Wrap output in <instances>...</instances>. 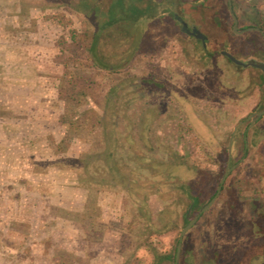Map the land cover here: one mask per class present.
Wrapping results in <instances>:
<instances>
[{"label":"rangeland","instance_id":"obj_1","mask_svg":"<svg viewBox=\"0 0 264 264\" xmlns=\"http://www.w3.org/2000/svg\"><path fill=\"white\" fill-rule=\"evenodd\" d=\"M232 1L239 27L264 30V0ZM133 2L158 15L146 23L133 15L121 26L130 37L103 35L100 55L131 56L110 71L92 60L95 25L78 0H0V264H154L155 251L178 245L186 184L213 180L234 127L264 107L261 71L240 69L218 45L264 61V36L234 33L226 0ZM168 9L192 23L210 17L199 26L211 55L174 33ZM72 73L87 89L82 104L60 98ZM127 75L167 88L128 82L112 117L108 94ZM100 119L116 131L113 172ZM249 140L246 159L184 236L189 264H264V117Z\"/></svg>","mask_w":264,"mask_h":264},{"label":"trees","instance_id":"obj_2","mask_svg":"<svg viewBox=\"0 0 264 264\" xmlns=\"http://www.w3.org/2000/svg\"><path fill=\"white\" fill-rule=\"evenodd\" d=\"M150 5L148 7L154 8L157 5ZM225 6L228 7V0H226ZM78 11L86 13V15L91 19V22L95 25V29L92 33L91 39H90V44H89V50L92 55V60L93 62L101 67V68H106L110 71L113 70H118L121 67L126 66L127 62L131 59L130 57H126L125 59H121L119 62H110L108 59L99 53V47L101 44V40L104 34H109L115 38L119 37H130L132 36V32H123L122 25L124 23H130L132 22L133 18H131L133 15H135V19H139L143 21V23L149 22V19H155V17L158 15V13L152 14V13H145V11L141 10L140 4H135L132 0H78V4L76 6ZM169 10V9H168ZM162 13V10H160ZM164 15V13H163ZM166 16H172V11L169 10ZM145 20V21H144ZM141 33V32H140ZM137 35V34H136ZM138 43H139V36L137 35L133 39V51L138 49ZM137 47V49H135ZM260 82L264 83V73L261 71V76H260ZM142 82L146 87L150 84L155 85L156 87L159 88H167L166 85H164L159 79H156L155 77L153 78H139L137 75H132V76H125L124 78L118 79V81L113 85L111 91L108 94V105L111 110L110 115L112 117H115V109H116V103L117 99L119 98V93L125 90L129 83H134V82ZM60 98L63 101H69L73 103L74 101L77 104H82L83 101L85 100L87 96V89L84 84H80V79L78 77L73 76L72 74H68V79H63L60 87ZM89 113V111L87 112ZM64 121L69 122V126L73 130H77L78 127H76L77 120L73 119H63ZM107 120V119H105ZM101 123L104 125V119H100ZM103 129L107 134L104 137L106 146H105V155L107 157V166L109 167L110 171L117 170V166L114 164L112 165L113 161V151L112 147L114 144V141L116 139V131L114 126H110L109 124L104 125ZM222 152L224 154H227V145H225L222 149ZM71 161L78 162L79 159H70ZM227 158H223L221 161V171L219 174L216 175V177L213 180H210L207 184V180H199L197 183V188L191 187V184H186V187L184 188L185 193L189 197V202H193L194 205L191 207H187L186 211L184 212V224L186 225L191 218L202 208V206L208 201V199L214 195L217 186L219 184L220 178L223 174L224 168L226 166ZM151 165H154L152 163ZM205 193V195H204ZM234 197V196H232ZM233 209H237L238 205L236 204L235 198H233ZM236 204V205H235ZM191 208V214L188 216L189 209ZM151 227V225H150ZM152 233V232H151ZM152 234L148 237V243L152 238ZM176 250H177V245L172 251H167V252H160V251H155V256H154V264H163V263H171L175 264V257H176ZM252 252L256 251L255 247H252ZM250 250L247 251L245 255V259L250 256ZM188 246L183 247L182 253H181V261L180 264H189L188 262Z\"/></svg>","mask_w":264,"mask_h":264},{"label":"flooded vegetation","instance_id":"obj_3","mask_svg":"<svg viewBox=\"0 0 264 264\" xmlns=\"http://www.w3.org/2000/svg\"><path fill=\"white\" fill-rule=\"evenodd\" d=\"M232 3H233V1H232ZM228 7H229V0H228ZM233 7H234V5H233ZM223 10L224 9H221L220 8V12H219V14L222 16L221 17V20L222 21H225V15H224V13H222L223 12ZM229 10H230V7H229ZM222 11V12H221ZM234 12L236 13V11L234 10ZM230 13H231V10H230ZM231 16H232V13H231ZM236 16H237V18H238V26H237V29L240 31V32H245V31H250V30H255V31H259L260 33H262V35L264 36V30L260 27V26H258V25H247V26H245V27H239V17H238V14L236 13ZM171 17V20L173 21V23H172V26L174 27V33H176V32H180L181 34H183V35H185L186 37H190L191 39H194V40H192V41H190L195 47H198V45H202V48H203V50H204V54H203V57H205V56H207L208 57V55H211V52L209 51V49H208V44H209V42H210V38H209V35L205 32V31H203V29L199 26L201 23H203V21H204V23L206 22L207 23V21L209 20V18L210 17H208L207 19H198V17H197V19H196V23H192V21H189L188 19H186L185 17H183L182 15H180V14H178V13H176V12H172V16H170ZM214 19V17H212V21H214L213 20ZM203 23V24H204ZM232 30H233V32L234 33H238L237 31H235V29H234V19H233V16H232ZM150 27V26H149ZM218 43V42H217ZM218 45L220 46V53L224 56V57H226L228 60H229V62H231V63H233V64H235L236 66H238L240 69L241 68H246V67H248V66H252V67H254V68H257V69H259L260 71H262L263 73H264V61L263 60H257V59H255V58H251V59H243V58H239V56H236L235 55V53H232V52H230V51H228V50H226L225 49V44H223V43H218ZM157 77V76H156ZM261 110H264V107L262 106V103H260V104H258L257 106H256V108H255V110L254 111H252L250 114H252L253 112H255V111H261ZM250 114L247 116V117H245L244 119H242L236 126H238V128H237V130H236V132H235V134H234V136H233V139H232V141H231V143H230V140H231V135H232V133H233V131H232V133H231V135H230V137H229V139H228V144H227V154H224L225 155V157L227 158V162H226V166H225V168H224V171H223V174H222V176L224 175V173H225V171H226V169H227V166H228V164H229V161H230V165L232 166V165H234V164H236V163H238L239 161H241L242 160V162L246 159V157H247V154H248V151H249V145H250V140H249V131L251 130V129H253L255 126H256V124L259 122V120L261 119V118H263L264 117V115H262L252 126H250L251 125V123H252V119H250L249 117H250ZM246 121H249V123L245 126V129H244V132H243V135L241 136V137H239V132H240V129H241V127L246 123ZM235 126V127H236ZM234 127V128H235ZM240 145H241V147H240ZM225 157H223V158H225ZM222 158V159H223ZM236 159V161H234ZM241 162V163H242ZM240 164V163H239ZM238 164V165H239ZM237 165V166H238ZM237 168V167H236ZM235 168V169H236ZM234 169V170H235ZM233 170V171H234ZM232 171V172H233ZM231 172V173H232ZM231 175V174H230ZM222 176H221V178H222ZM229 177V176H228ZM221 178H220V180H221ZM227 180V179H226ZM225 183H226V181H225ZM225 183H224V185H223V188H222V191H223V189H224V186H225ZM219 184H220V181H219ZM219 184H218V186H219ZM218 186H217V189H216V191H215V193H214V195L213 196H211L209 199H208V201L202 206V208L215 196V194L217 193V190H218ZM221 191V192H222ZM221 194V193H220ZM220 194H219V196H220ZM219 196L217 197V199L219 198ZM217 199H216V201H217ZM215 201V202H216ZM215 202H214V204H215ZM213 204V205H214ZM194 205V203L193 202H190V204H189V206L188 207H191V206H193ZM212 205V206H213ZM202 208L191 218V220L202 210ZM206 212V211H205ZM204 212V213H205ZM204 213H202L201 215H200V217L204 214ZM191 214V208L189 209V212H188V216ZM199 217V218H200ZM190 220V221H191ZM199 220V219H198ZM189 221V222H190ZM188 222V223H189ZM187 223V224H188ZM197 223V222H196Z\"/></svg>","mask_w":264,"mask_h":264},{"label":"water","instance_id":"obj_4","mask_svg":"<svg viewBox=\"0 0 264 264\" xmlns=\"http://www.w3.org/2000/svg\"><path fill=\"white\" fill-rule=\"evenodd\" d=\"M229 7H230V10H231L233 19H234V29H235V31L240 32L237 29V26H238V18L236 16V13L234 12V7H233L232 0H229ZM262 115H264V110L255 111L252 114H250V117L249 118L252 119V123H251L250 126H252ZM238 126H236L234 128V130H233V133L231 135L230 143H231V141L233 139V136H234V134H235ZM241 162H242V160L239 161L238 163H236V164H234V165L231 166L230 165V161H229V164L227 166V169H226L224 175L222 176V178L220 180V184L218 186V190H217V193L215 194V196L202 208V210L188 224H186L181 229L180 235H179V241H178V245H177V250H176L175 264H179V262H180L181 251H182V247H183V239H184L185 234L196 224V222L198 221L200 215L202 213H204L205 211H207L214 204V202L216 201L217 197L219 196V194L222 191V188H223V185H224L226 179L231 174V172L237 167V165L239 163H241Z\"/></svg>","mask_w":264,"mask_h":264}]
</instances>
